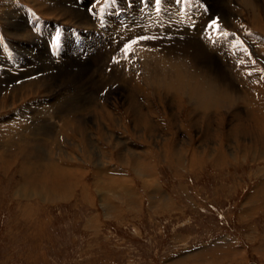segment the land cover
Wrapping results in <instances>:
<instances>
[{"label": "rangeland", "instance_id": "1", "mask_svg": "<svg viewBox=\"0 0 264 264\" xmlns=\"http://www.w3.org/2000/svg\"><path fill=\"white\" fill-rule=\"evenodd\" d=\"M255 1L258 26L223 0L209 24L235 36L207 26L219 42L201 51L165 35H195L204 0H0V264H264ZM142 35L154 39L125 49ZM169 49L238 104L197 108L183 79L158 92L139 56Z\"/></svg>", "mask_w": 264, "mask_h": 264}, {"label": "bare ground", "instance_id": "2", "mask_svg": "<svg viewBox=\"0 0 264 264\" xmlns=\"http://www.w3.org/2000/svg\"><path fill=\"white\" fill-rule=\"evenodd\" d=\"M206 2V6L207 8H209L210 13H204L203 17L201 18V21H198V25L196 27V29L194 30V34L193 36H186L184 34V32L187 35H190L188 30L185 29H173L170 28L169 26H167V31L171 34L177 35L176 38L174 39H170L168 36L165 35V38H168L170 40V42H177V49L179 47V49H181V47L183 46H187L188 47V42L186 41H180L177 40L179 37H183L186 40L191 39L190 41L193 42L194 45H197L199 47L202 46L203 44V49L201 51H209L208 47H204L207 44H205L206 41H210V40H205L204 37L205 35L209 34L210 32L206 31V29L208 28L207 26H209V22L211 20V18L213 16H221V12H223L224 10V2L223 0H204ZM255 0H238V3L240 4V6L242 5L243 7L245 6V8L248 9V11L251 12L252 18H253V22L256 24L255 26H258V6L256 5ZM229 4V3H228ZM192 5V4H191ZM239 6V5H238ZM199 9H201V6L199 5L198 7ZM194 10V14L196 9ZM229 9V7L227 8ZM232 9V8H231ZM193 11V10H192ZM199 11V10H198ZM229 10H227L228 12ZM232 11V10H231ZM236 11V10H235ZM218 14V15H217ZM220 14V15H219ZM228 14V13H227ZM233 14V13H232ZM224 17V16H223ZM195 21L197 19V17L193 18ZM238 19V18H237ZM214 20V19H213ZM260 20V19H259ZM261 24V23H260ZM182 25V24H181ZM126 26V25H125ZM178 26V25H177ZM21 27V26H20ZM191 27V26H190ZM189 27V28H190ZM159 28V27H158ZM157 28V29H158ZM121 29V28H120ZM152 29V28H151ZM211 29V28H210ZM179 30L181 32H179ZM184 32H183V31ZM159 31V30H158ZM157 31V32H158ZM143 32V31H142ZM167 32V33H168ZM203 33V36L201 35ZM165 34V33H164ZM184 36H183V35ZM163 36V35H162ZM173 36V35H171ZM174 37V36H173ZM174 40V41H171ZM211 42V41H210ZM210 42H208V44H210ZM161 44V43H160ZM165 44V43H164ZM166 46V45H165ZM174 46V45H173ZM211 46V45H210ZM176 47V46H175ZM173 48V47H172ZM176 49V51H177ZM195 49V48H193ZM158 50V49H157ZM182 50V49H181ZM164 51V50H163ZM184 51V50H183ZM182 51V52H183ZM144 53H140V56L142 59L143 58H148L151 62V66L149 64V62H147L146 64L144 63V66L141 65V70L143 69L142 72H146L148 75V80L150 81V83H152L155 86V89L158 90V92L160 91L159 89L165 88L166 90L170 89L169 86H167L168 82L170 79H174V80H187V85L188 87H190L191 89V94L192 97L190 98V101H194L195 102V106L197 108L203 109V110H208L211 107L216 106L220 103H226V102H231L233 103V101L236 100V104H238V97L236 95L232 96L231 93V89H234L233 85H224L225 88H228L229 90H226L225 88H223L220 85H216L212 83V81H209L207 76L204 74V70L202 72L199 70L194 69V67H190L188 66V63H184V60H186V58H184V60H182L183 57H176L172 58L175 55V50L173 49H169L166 50V54L163 52V56H159L156 54L151 55V53L149 54L148 52L143 51ZM188 53V52H187ZM212 53V52H210ZM183 54V53H182ZM190 55V54H189ZM192 56H190V59L192 60H198L199 61H203L205 63H207L210 68H213L214 65V60L212 59H216L215 56L213 55V57H208L207 53L205 52V55L199 53V51L195 52L194 55L191 53ZM212 55V54H211ZM212 58V59H211ZM188 59V58H187ZM189 60V59H188ZM187 60V61H188ZM191 60V61H192ZM212 60L211 62H208ZM194 62H190V64H193ZM197 63V61L195 62ZM194 63V65H195ZM218 63V62H217ZM187 64V65H186ZM201 64V63H200ZM198 65V64H197ZM196 66V65H195ZM218 66V65H217ZM140 68V67H139ZM207 70V69H206ZM240 70V69H239ZM224 71V70H223ZM26 72V71H25ZM208 73V72H207ZM218 74H220L219 72H217ZM144 74V73H143ZM151 74H157V75H151ZM210 74V72H209ZM217 74V75H218ZM223 74V73H222ZM146 76V75H145ZM219 77V75L217 76ZM207 78V79H206ZM171 80V81H172ZM200 80V81H199ZM168 81V82H167ZM178 81H175V83H177ZM15 82V81H14ZM174 83V84H175ZM169 85V84H168ZM75 86V85H74ZM172 86V85H170ZM164 89V90H165ZM156 92V91H155ZM230 92V93H228ZM218 95V96H217ZM222 96V97H219ZM234 97V98H233ZM232 98V99H231ZM241 98V97H240ZM74 103V102H73ZM192 103V102H191ZM230 103V106H231ZM70 105V104H69ZM68 105V106H69ZM236 106V105H235ZM207 112V111H206ZM102 118V117H101ZM136 159V158H135ZM134 159V160H135ZM136 161V160H135ZM138 163V162H137ZM135 169L138 172L137 167H139V164H135L134 165ZM48 175V174H47ZM31 178V177H30ZM25 192V191H24ZM48 197V196H47ZM45 199V197H44ZM109 208V207H108ZM112 210V209H110ZM109 211V210H108ZM109 213V212H108Z\"/></svg>", "mask_w": 264, "mask_h": 264}, {"label": "snow or ice", "instance_id": "3", "mask_svg": "<svg viewBox=\"0 0 264 264\" xmlns=\"http://www.w3.org/2000/svg\"><path fill=\"white\" fill-rule=\"evenodd\" d=\"M99 2H100V0H95V3H99ZM105 2H107V0H105ZM151 2L154 3L155 5H159V4L161 3V0H151ZM173 2H174V3H181L182 0H173ZM112 3H115V0H112ZM89 10L92 11L93 8L90 7ZM157 11H159L158 8H157ZM214 26H216V27H214ZM208 27H209V28H212L213 31H219V32H221V35H223L225 38H226L227 36H229V35H233V36H235L234 33L229 34V33H227V32H223V31L218 27V21H217V20H213V21L209 24ZM58 36H59V33H58ZM149 39H154V38H153V37H148V36H143V35H142V36L137 37V38L134 39V40H130L127 44H125L124 47H125V49H128V48H131L133 45H135V44H137V43H140V42H142V41L149 40ZM208 39H209L213 44H216V43L219 42V37H216L215 39H213L211 33H209V37H208ZM56 42L59 43L58 40H57ZM243 43H244V42L241 40V41H239L237 44H233V47L242 46ZM244 51H247V49L245 48ZM117 62H118V61H117ZM261 79H264V77H261Z\"/></svg>", "mask_w": 264, "mask_h": 264}]
</instances>
